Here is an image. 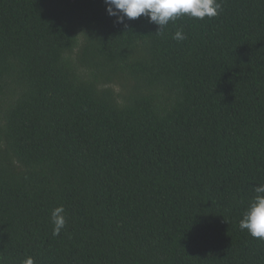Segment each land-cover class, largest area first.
<instances>
[{
    "label": "trees",
    "instance_id": "16d2710c",
    "mask_svg": "<svg viewBox=\"0 0 264 264\" xmlns=\"http://www.w3.org/2000/svg\"><path fill=\"white\" fill-rule=\"evenodd\" d=\"M221 3L160 35L104 0H0V264H264L239 226L264 184V0Z\"/></svg>",
    "mask_w": 264,
    "mask_h": 264
},
{
    "label": "clouds",
    "instance_id": "9594fccd",
    "mask_svg": "<svg viewBox=\"0 0 264 264\" xmlns=\"http://www.w3.org/2000/svg\"><path fill=\"white\" fill-rule=\"evenodd\" d=\"M109 16L115 17L117 23L144 17L157 26V34L162 35L169 23L182 16L204 20L218 16L222 11L221 0H104ZM173 39H187L182 30L173 34ZM256 195L242 214L240 229L247 230L253 238L264 242V184L255 188ZM52 235L58 236L66 227L64 207L58 206L51 212ZM20 264H35L32 257H26Z\"/></svg>",
    "mask_w": 264,
    "mask_h": 264
}]
</instances>
